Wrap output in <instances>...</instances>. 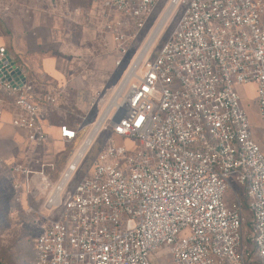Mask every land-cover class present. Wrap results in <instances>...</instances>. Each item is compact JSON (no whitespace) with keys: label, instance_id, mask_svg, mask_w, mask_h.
Returning <instances> with one entry per match:
<instances>
[{"label":"built area","instance_id":"2783aa9c","mask_svg":"<svg viewBox=\"0 0 264 264\" xmlns=\"http://www.w3.org/2000/svg\"><path fill=\"white\" fill-rule=\"evenodd\" d=\"M49 1L103 6L98 31L111 53L122 55L126 24L142 30L161 2ZM172 6L173 13L182 8L174 31L142 70L128 71L118 88L121 97L58 184L52 187L41 175L49 223L37 236L34 264H152L162 247L172 264H252L254 254L264 264V151L235 89L257 86L264 128V0H172ZM0 93V109L11 114L10 126L26 133L32 158L15 163L11 172L17 182H28L33 166L43 165L37 150L50 139L43 120L58 108L57 95L40 93L23 64L3 48ZM4 124L0 114V129ZM107 130L111 134L73 189L90 149ZM81 131V125H61L59 140L75 142ZM236 185L251 200L247 209ZM229 190L235 201L228 205ZM245 210L251 214L247 238Z\"/></svg>","mask_w":264,"mask_h":264},{"label":"rangeland","instance_id":"374dc122","mask_svg":"<svg viewBox=\"0 0 264 264\" xmlns=\"http://www.w3.org/2000/svg\"><path fill=\"white\" fill-rule=\"evenodd\" d=\"M171 2L172 0H161L142 30H136L133 26L126 24L123 33L127 35V53L122 55L117 52L112 54L111 48L106 45L105 39L98 31V23L104 13L101 5L76 3L74 7L81 6L83 13L74 16L67 14L68 9L55 6L49 0H0V47L8 50L23 64L40 93L49 91L51 94L63 91L59 97V107L47 116L50 123L56 125L58 130L64 124L71 127L78 125L83 127V131L75 142H62L58 136L57 144H44L39 157L43 165L33 166L34 174L28 182L19 179L17 182L11 172V167L15 163L23 162L20 158H16L19 146L16 148V142L12 144L1 137L0 264H34L37 236L49 223V213L45 211L46 196L42 193L39 184L41 175L48 178L52 187L58 184L62 173L83 141L102 115L112 108L115 94L125 75L140 58V54L143 53ZM181 12L182 8L172 13L169 22L138 65L139 71L160 51L164 42L174 31ZM89 13H92V16ZM36 18L42 24L41 29L34 27ZM57 22L63 26L65 30L63 34L71 36L70 41L73 45L60 49L57 45L51 44L48 30ZM84 26L93 31L86 32L83 29ZM15 38L18 39L15 49L4 44L6 39ZM37 39H42L44 44L39 43V46L33 44ZM58 56H64L70 64L67 75L62 81H58L45 72L44 59ZM119 60L122 62L117 65ZM235 89L250 118L257 143L264 151V128L258 111L257 86L255 84L237 85ZM8 123L6 122V125ZM110 134L109 130L102 132L90 149L78 176L72 183L73 189L86 175ZM124 143L128 148L134 145L132 139H125ZM16 185H20L19 189ZM236 190L241 202L247 208L251 200L246 197L241 187L236 185ZM226 201L228 205L235 201L232 190L227 191ZM250 221L251 214L245 210L243 228L245 238L251 234ZM244 244L249 250H253L249 240H246ZM151 259L152 264H172L167 247L158 249ZM253 260L252 264H261L255 254Z\"/></svg>","mask_w":264,"mask_h":264},{"label":"crops","instance_id":"0c3cea01","mask_svg":"<svg viewBox=\"0 0 264 264\" xmlns=\"http://www.w3.org/2000/svg\"><path fill=\"white\" fill-rule=\"evenodd\" d=\"M76 3H83V1H74L71 3V5L69 7H62V8L68 9L67 10V14L69 13L68 15H74V16L80 15V14H77L75 12L76 8L81 7V6L74 7V4H76ZM75 19H76V17H75ZM75 19H73V20L76 21L77 19L76 20ZM41 25L42 24L39 21V19L36 18L34 20V27H38V28H35V29H41ZM83 29L86 32H89V31L92 32L93 31L91 28H89L87 26H84ZM48 31L50 34L49 36H50L51 44L57 45L60 49L68 47L69 45H73V42L70 41L71 36L67 35L66 33L63 34V32L65 30H64L63 26H61L59 24V22H57L51 28H49ZM17 40H18L17 38L10 39V40L6 39L4 41V44H8L11 46V48L13 47L15 49L17 46ZM38 40H40V41H38ZM39 43L42 45L44 44L42 39H37L36 41L33 42V44H35L36 46H39ZM44 65H45V69H46L45 72L48 73L53 78L58 79V81H62L66 77L67 72L70 68V64L64 56H58L56 58L47 57L44 59ZM61 92L63 93V91H61ZM61 92L56 91L53 93V94L57 95V106L58 107H59V97L62 94ZM43 93H49V91H44ZM2 97H3V95L0 93V98H2ZM51 111H53V110H48L47 112H45V118L43 120L45 128H46V130L50 136V139L46 142L49 145H52L54 143L57 144V138L59 136V130L57 129V126L50 123V120L47 117L49 115V113H51ZM0 114L2 115V118L5 121V124L2 126L3 130H2V127L0 129V139H1V137H3L4 139H7L8 142H10L12 144L14 142L17 143V145L15 147L17 148L19 146L18 147L19 150L16 153V158H20L23 162L32 159L30 156V153H27L26 133L22 130H18V129L13 128L12 126L9 125V123H8V125H6V122H9L11 119V114L8 111L0 109ZM43 146L37 150L38 153L41 154V151L43 150L42 149Z\"/></svg>","mask_w":264,"mask_h":264},{"label":"bare ground","instance_id":"6f19581e","mask_svg":"<svg viewBox=\"0 0 264 264\" xmlns=\"http://www.w3.org/2000/svg\"><path fill=\"white\" fill-rule=\"evenodd\" d=\"M172 13H173V6L172 7H169L168 11L166 12L165 16L163 17V19L159 22V24L157 25L155 31L153 32L151 38L149 39V42L147 43L146 47L144 48L143 50V53L140 54V58L134 63L133 67H132V70L134 68H137L138 65L141 63V61H143L144 57L148 54L149 50L151 49V47L153 46L154 42L156 41V39L158 38L159 34L163 31V29L165 28L166 24L169 22L170 20V17L172 16ZM121 97L120 93H119V89L117 90L116 94H115V101L117 99H119ZM115 101H114V104H115ZM114 104L112 106V108L114 107ZM111 107H109L110 109ZM111 108V109H112ZM111 109L107 112H105L102 117L100 118V120L98 121L99 123L104 119V117L109 114V112L111 111ZM97 123V124H99ZM97 124L95 126H97ZM93 136L89 139V141L86 143V145H84L82 151H81V154L84 155L86 152H88L91 144H92V141H93Z\"/></svg>","mask_w":264,"mask_h":264},{"label":"trees","instance_id":"16d2710c","mask_svg":"<svg viewBox=\"0 0 264 264\" xmlns=\"http://www.w3.org/2000/svg\"><path fill=\"white\" fill-rule=\"evenodd\" d=\"M247 209V208H246Z\"/></svg>","mask_w":264,"mask_h":264}]
</instances>
